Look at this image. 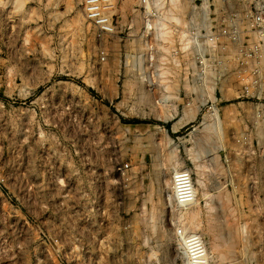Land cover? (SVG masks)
<instances>
[{
  "label": "rangeland",
  "instance_id": "rangeland-1",
  "mask_svg": "<svg viewBox=\"0 0 264 264\" xmlns=\"http://www.w3.org/2000/svg\"><path fill=\"white\" fill-rule=\"evenodd\" d=\"M239 1L187 0L184 25L168 22L172 30L163 41L136 20L139 0H113L114 33L90 24L84 0H0V264H183L176 243L160 240L144 221L156 206L160 223L174 227L177 208L168 204L169 171L161 160L168 137L195 181L200 176L191 154L201 155L209 193L202 198L204 221L212 207V215L246 226L247 241L232 232L236 250L227 261L245 256L244 264H264L261 105L241 91L232 71L224 80L214 71L210 94L206 75L194 73L190 41L183 48L205 13L217 28L228 23L235 32L236 14L244 13ZM202 3L206 12L193 9ZM177 28L187 32L184 43L173 35ZM143 37L156 58L142 47ZM216 46L227 60L238 52L233 42ZM157 63L170 70L168 79L180 81L169 119L158 115L165 82L150 74ZM141 94L151 97L143 101ZM191 101L200 109L188 119ZM216 110L223 144L209 145L201 130Z\"/></svg>",
  "mask_w": 264,
  "mask_h": 264
},
{
  "label": "bare ground",
  "instance_id": "bare-ground-1",
  "mask_svg": "<svg viewBox=\"0 0 264 264\" xmlns=\"http://www.w3.org/2000/svg\"><path fill=\"white\" fill-rule=\"evenodd\" d=\"M151 1H153L154 3L159 4V5H162V4L163 5L166 4V5H165V8H163L164 12H163L162 16L157 17L155 20H153V22L147 23V26L149 28L148 30H150L152 27H154L153 33L155 34L157 39L163 40L165 38L163 41H165V40L169 41V40H167L166 37L168 35L169 29H170V31L172 30V28L169 27V24L171 23L170 21L176 20L178 22V24H180V26H181V24L184 25V23H185L184 19L186 18V13H187L189 4L187 3V0L186 1H184V0H166V1L165 0H150V2ZM169 2H170L171 7L174 9H172L171 7L168 6ZM139 3H140V0H139ZM208 6H207V8H208ZM168 7H169V9H168L169 12L167 11V13H166V9ZM207 10H210V9H207ZM84 13H85V11H84ZM135 14H136L135 16L137 18L136 20H138V22H141V20H143L142 12L136 11ZM85 16L87 17L86 13H85ZM168 22H170V23L168 24ZM182 22H184V23H182ZM90 24H92V23H90ZM95 27H97V26H95ZM181 29H183V28L178 29V31L174 30L173 32L175 34H173V33L172 34L174 35L175 39L178 38L177 36H180L181 40L180 39L179 40L183 41V43H184V40L186 39L185 37L187 36V32L185 30H181ZM170 35H171V33H169V36ZM170 38H171V36H170ZM145 40L143 37L142 41H144V42H142L143 43L142 47L148 48L150 53L152 54V55L151 54L150 55L153 57L155 56V58H156V55L154 54L155 51L152 49L151 45H149V42L147 43L146 42L147 40L146 41ZM186 40H187V42L185 43V45H183L184 49L187 48V46L189 45L190 38L187 37ZM168 43H164V42L159 43V41H158V44L160 45V47L161 46L162 47L163 46L169 47ZM165 44L166 45L168 44V45L166 46ZM213 45L214 44L212 42H210V49L211 50L213 49ZM162 47H161V49H162ZM169 48H171V47H169ZM157 49H159V48H157ZM165 49H166V51L169 50V49L167 50V48H165ZM186 50H188V49H186ZM232 50H234V49H232ZM183 54H185V53H183ZM173 57H174V62L176 63L178 61L176 55ZM186 58H187L186 59L187 65H189V64L192 65L193 61L191 60V58L188 57V54H186ZM157 65L159 67L158 63H157ZM158 67L156 66L155 68L157 69ZM156 69L154 72H150V74L151 75L154 74L153 77L156 78L157 80H158L159 76L161 78V75H162V81L161 80L160 81L162 83L165 82L162 85L164 92H163L162 96L160 97V99L158 100L159 103L156 101L157 104H160L161 108L163 109V113H162V111H160V113H162V114L158 113V115L162 118L165 117V119H169L172 117L171 111L176 106V103L174 104L172 101L175 98H179L178 91L180 88L179 87L180 81L178 79H173V80L168 79L165 75L168 74L170 70L166 71V69L162 65H160L158 70H156ZM169 69L173 70L172 68H169ZM205 75H206V81L207 82H206V85L204 87H205L206 91H208V89H210L209 93L211 94V91H212L211 90L212 89L211 82L213 80L214 71L210 70ZM147 77H149V74ZM145 78H146V76H145ZM164 78H166L168 80H165ZM147 79H149L151 84H152L153 78L150 77ZM188 89H190V88L188 87ZM143 91H145V90H143ZM143 91H142V93H143ZM140 96H141L143 101H146L151 97V96L148 97L147 95H144V94H141ZM199 109H200L199 104H197V103L195 104L194 101L189 102L188 104L185 105V109H184L185 110V117L188 119L194 117L196 115V113L199 111ZM205 122H204V124H203L204 126L201 130L202 134H203L201 139H204V141H206L207 144H209V145H211L212 143H216V141H218V143H220L222 145L223 144V142H222L223 136H224V130H223L224 128H223L222 119H221V116H220L218 110H216L215 114L211 115L210 120H208L206 123ZM261 131H262V129L259 128V133ZM262 135L263 134H260L261 137H263ZM166 149H167V151L165 152V154L163 156L164 158H161V160H162V163L164 164V166L166 165V167L168 168V171H169V173L167 171L168 174H167V177L165 179L166 185L168 186V190L166 193L168 204H171L172 207L177 208V209H175L176 212L174 215V221H175L174 227L172 228V230L169 231V229H166V227H164V225L160 223L161 222L160 221V212H159L160 210H158L156 206L153 207L152 209L150 208L151 210L148 209L150 211H148L146 213L145 217L143 216L146 224L152 229V231L154 233H158V237L160 240H165L166 242L173 241L176 243V245L180 249V251H179V249H178V251H179V255L181 256V258L183 260V264H239V262H243L242 264H244V262H247L248 259L245 256H244L245 259H243L244 257L242 256L243 258L240 260L238 259L239 257H234L232 261H227L228 258H231L235 254L234 251L236 250L235 246H234L235 245V239H234L235 237L232 236V232L238 233V236L241 235L243 237V240H244V239H246L245 238L246 226L240 225L238 227H234V225H232L233 224L232 221H231L232 224H230L229 221H227V217L226 218L224 217L225 219L223 220L221 218L222 216H220V215H217V216H215L214 214L212 215V213L210 212L211 210H213L212 207L208 208V213L206 212L208 214L207 215L208 218H206V219H208L207 223L204 221L203 208H202V206H203L202 205V198L207 197L209 193L205 190V182H204L203 177H202V175L205 172L203 171L204 165L200 161L201 155H198L194 152L191 154V159L194 161V163L196 165V169L198 170L197 172L199 174L198 176H200V177H198L197 181H195L194 177H193V170L190 169L188 166H186V163L184 161H181L180 155L178 153L177 148L175 147V145L173 143L172 138L168 137V142L166 143ZM215 154H214V159L217 158V160L220 161L218 159V158H221L219 156V154H217V155H215ZM159 163H160V161H159ZM160 167H162V166H160ZM180 173H186L188 175L186 177H183V178L178 177V181H177V176H179ZM187 181H189L190 184L194 188V197L190 201L182 200V199H180V196L178 195L179 186L185 185ZM197 183L199 185H197ZM223 197H222L223 201L225 198H227L226 200H229L228 194L226 195L225 198H223ZM228 203L231 204L230 201ZM207 205H208V201H207ZM209 205H208V207H209ZM225 205L221 206V207H223L222 210L227 211V210L231 209L230 207H227L228 204L226 206ZM210 206H212V205H210ZM233 211H234V209H233ZM231 212H232V209H231ZM226 215L228 216V214H226ZM233 219H235V218H233ZM236 223L237 222L235 220V226H236ZM223 228H228L229 232L227 233L228 235L226 234V236H224V237H226L224 239V241L219 242V240H223V239H219V237H222V234L224 233L223 232L221 234ZM165 241H163V242H165ZM246 241H247V239H246ZM224 242L226 243V245H228V247L224 246V248L226 247V249H228V253L223 249V247L221 245V243H224ZM237 242H238V240H237ZM242 244L244 247V248L242 247L243 248L242 251L244 254H247L248 253V247L246 246V243H245V245H244V243H242ZM249 254H250V252H249ZM249 254H247V255H249Z\"/></svg>",
  "mask_w": 264,
  "mask_h": 264
},
{
  "label": "built area",
  "instance_id": "built-area-1",
  "mask_svg": "<svg viewBox=\"0 0 264 264\" xmlns=\"http://www.w3.org/2000/svg\"><path fill=\"white\" fill-rule=\"evenodd\" d=\"M242 1L243 3L239 1L238 8H241L244 13L236 14L239 21L236 22L238 27L235 32H231L228 23L226 27L222 23L217 28L210 14L207 17L206 13L204 14L206 18H203L205 22H202V25L190 27L189 47L197 65L193 70L197 69L194 73L198 75L200 73L203 76L213 70L220 80L226 79L231 71L237 74L242 83L241 91L252 100V103L261 105L262 112L259 115L264 118V0ZM112 4L113 0H84L87 20L97 26L101 32L114 33L115 31V19L111 16ZM138 5L139 11L143 13L145 25L146 22H153L157 17L162 16L166 4L159 5L150 0H140ZM227 7L225 5L223 8ZM195 8L200 11L205 10L203 3L193 6V9ZM209 9L211 10V6ZM244 25L245 27L241 29L240 26ZM210 42L222 47L233 42L237 44L238 52L227 60L221 56V53L216 54L210 49ZM223 51L225 52L226 49L224 48ZM187 175L180 173L177 181L178 177L183 178ZM178 195L185 201L193 199L194 188L189 181L179 186Z\"/></svg>",
  "mask_w": 264,
  "mask_h": 264
}]
</instances>
